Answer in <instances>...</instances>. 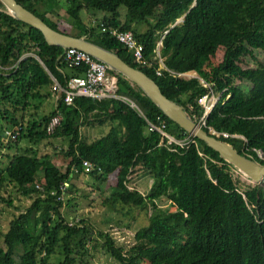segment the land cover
Here are the masks:
<instances>
[{
	"label": "trees",
	"instance_id": "trees-1",
	"mask_svg": "<svg viewBox=\"0 0 264 264\" xmlns=\"http://www.w3.org/2000/svg\"><path fill=\"white\" fill-rule=\"evenodd\" d=\"M17 1L51 27L85 35L141 68L197 120L203 111L197 97L207 91L199 78L174 76L166 70L155 74L156 61L152 66L136 62L108 27L131 30L149 60H155L161 39L160 54L168 67L195 70L214 82L213 90L220 96L207 123L243 134L249 149L242 137L219 138L264 164L253 149L260 148L264 155V59L260 57L264 0ZM5 9L0 1V157L5 159L0 163V198L12 203L15 189L30 202L12 212L6 229L0 227V264H89L98 246L120 264H264V186L242 188L239 176L232 174L234 165L202 139L193 136L194 141L183 144L169 141L157 129H147V120L134 107L114 97L77 95L68 104L60 95L43 114L27 113L51 94V75L63 84L70 76L82 74L85 65L68 66L61 56L62 46L47 43L38 28ZM219 49L222 58L213 61ZM25 52L31 53L21 57ZM109 70L118 76V92L133 99L147 119L163 123L176 138L188 135L138 85ZM57 111L61 120L48 133L46 123ZM106 122L109 128L96 138L88 140L81 134L82 125ZM52 136L69 137L67 147L61 149L68 158L63 169L48 151L37 153L39 144L28 143ZM86 158L92 165L89 170L83 164ZM137 166L151 179L145 192L126 184ZM118 167L116 188L100 201L104 212L111 214L106 220H113L116 212L130 214L135 207L145 211L151 207L147 222L134 231L128 247L94 226L90 218L68 217L61 211L65 195L74 187L72 176L87 174L104 180ZM74 198H66V204Z\"/></svg>",
	"mask_w": 264,
	"mask_h": 264
},
{
	"label": "rangeland",
	"instance_id": "rangeland-1",
	"mask_svg": "<svg viewBox=\"0 0 264 264\" xmlns=\"http://www.w3.org/2000/svg\"><path fill=\"white\" fill-rule=\"evenodd\" d=\"M121 17L125 14V7L121 6ZM101 15L102 13H98ZM145 24L140 25V28L143 29ZM261 59H264V52L260 53ZM222 58L221 49L216 51L213 61H219ZM255 64L254 61L250 62V66ZM51 91L49 96H44L42 101L39 103V107L32 106L29 108L27 113L33 112L34 110L37 112L36 114H43L44 112L52 109L57 99L60 97V93L58 89L52 85L48 88ZM109 128L108 124H97L92 130L91 126L82 125L80 127L81 134L86 136L88 140L96 138L101 134H104ZM95 133V134H94ZM69 137H44L39 143L34 144V142L28 141L29 145L32 144L37 147L39 154L40 152H49L51 155L52 161L61 169L68 162V158L61 153V149H65L68 145ZM24 144V142L22 143ZM3 151V147H1ZM87 159V158H86ZM3 157H0V163L4 161ZM88 160V159H87ZM121 169L118 167L113 172L108 173L105 176L104 180H97L95 178L89 177L87 174H75L71 178V185H74L71 193H68L64 197L63 205L61 207V211L64 212L65 215L72 216H85L90 218L92 224L97 228L104 229L105 231H109V233L114 237L115 241L120 244L128 247L133 243L134 231L142 224L147 222L148 214L151 212V207L145 211L138 207H135L130 214L116 212L114 213V221H107L106 219L111 216V214L104 212V206L100 202L103 194H107L109 191H112L116 188L117 182L120 177ZM242 179H240V186L243 188L246 185H254L253 181L248 179L245 174L241 175ZM128 179L126 180V184L129 188H137L138 190L145 192L148 189L149 184L151 182L150 177H148L147 173L142 172V168L137 166L135 171L128 175ZM264 186V182L261 184ZM102 191V192H101ZM13 200L12 203L8 204L5 200L0 198V227L2 229H6L8 219L11 217L12 212L23 210L26 205L30 202L29 197L23 196L22 194H18L15 189H12ZM5 195V194H4ZM71 195L75 196L72 204H66V198ZM158 203L162 204V199L159 198L157 200ZM164 206H167V203H163ZM171 210L174 207H170ZM53 257L55 254L52 255ZM57 256L54 258L56 259ZM89 264H120L119 261L115 260L112 256H110L107 252L103 251V249L98 246L94 250H92V257L90 258Z\"/></svg>",
	"mask_w": 264,
	"mask_h": 264
},
{
	"label": "built area",
	"instance_id": "built-area-1",
	"mask_svg": "<svg viewBox=\"0 0 264 264\" xmlns=\"http://www.w3.org/2000/svg\"><path fill=\"white\" fill-rule=\"evenodd\" d=\"M102 29L107 30V28L103 25H102ZM108 32L111 36L115 37L117 40L122 42L128 50H131L133 58L136 62H139L147 66H152L153 65L152 63L156 61V65L153 66L155 74L161 75L163 73V70H166L168 73L174 76H180V77L192 76V75L188 76L186 72L176 71L165 64L164 56L160 54V49H159L162 43L161 39H159L156 44V48H155L156 54L154 57L155 60L152 59L149 60L143 55V44L138 41V39L134 36L131 30L129 29L123 30L117 27H108ZM61 56L63 61L68 66L85 65V69L82 74L70 76L63 84H60L57 80L54 79L53 85L58 89L65 103L68 104L72 103L74 97L77 95L96 97L99 99L104 97H114L125 101L145 117L142 110L134 102L133 99H131L125 94L118 92L117 90L118 76L114 72H111L109 70V67L104 62L96 59L87 51H84L80 48L73 46H68L65 49H63ZM21 57H23V55ZM193 76L198 77L200 83L202 85H205V87L207 88V91L205 93L197 97L198 103H200L203 107L202 113L196 120L198 124L201 125L202 127H207L208 132L217 137H219V135L223 137L238 136L226 130L216 129L207 123L206 117L209 111L211 110V108L217 102L220 93L216 94L214 92L213 81H206L198 74H195ZM60 120H61V113L59 111L51 115L49 121L46 123L45 126L46 131L48 133L52 132L54 128L59 124ZM146 120L149 129H157L158 131L161 132L162 135H166L169 141H174L178 144L187 143L188 141H194L193 136L191 134H188L186 137L182 139L176 138L165 131L163 123L161 125H158V124H154L152 121H150L147 118ZM7 132L10 133L11 131L8 130ZM239 136L243 138V142H244L243 145L245 146V149L248 150L249 147L246 144V138L242 135ZM253 149L257 157L264 158L263 151L260 148L253 147ZM83 164L85 165L86 170H89L92 166L91 162L87 159L83 160ZM232 174L233 176L235 177L239 176V178L242 179L241 175L244 173L235 167L233 169ZM61 188H62L61 193H64L65 187L62 186ZM61 197H63L62 194Z\"/></svg>",
	"mask_w": 264,
	"mask_h": 264
},
{
	"label": "water",
	"instance_id": "water-1",
	"mask_svg": "<svg viewBox=\"0 0 264 264\" xmlns=\"http://www.w3.org/2000/svg\"><path fill=\"white\" fill-rule=\"evenodd\" d=\"M0 1L12 16L38 28L47 43L60 45L63 49L68 46L80 48L104 62L110 69L123 74L138 85L165 115L186 132L202 139L208 146L217 150L223 159L232 163L254 183L262 184L264 182V164L240 153L230 142L209 133L190 116L182 103L166 96L157 82L141 68L129 64L118 53L88 39L85 35L75 36L51 27L40 16L17 0ZM182 19L183 16L179 17L177 21Z\"/></svg>",
	"mask_w": 264,
	"mask_h": 264
},
{
	"label": "crops",
	"instance_id": "crops-1",
	"mask_svg": "<svg viewBox=\"0 0 264 264\" xmlns=\"http://www.w3.org/2000/svg\"><path fill=\"white\" fill-rule=\"evenodd\" d=\"M6 10V9H5ZM7 11V10H6ZM160 49V48H159ZM29 53H31V52H25V53H23L22 55L23 56H25L26 54H29ZM21 55V56H22ZM184 72H186L187 74H188V76H193V75H195V74H198L195 70H189V71H184ZM191 76V77H192ZM51 77H52V79L54 80L55 78L51 75ZM187 77V76H186ZM245 85H248L247 83H245ZM135 102V101H134ZM136 103V102H135ZM131 106V105H130ZM140 108V107H139ZM135 109V108H134ZM136 110V109H135ZM137 111V110H136ZM138 112V111H137ZM143 112V111H142ZM139 113V112H138ZM140 114V113H139ZM144 114V113H143ZM141 115V114H140ZM143 118H145L143 115H141ZM146 119V118H145ZM109 122H106V123H103V124H108ZM97 124H92V125H87V127L88 126H91V128H92V130H94V128H95V126H96ZM147 129H149V127L147 126ZM229 132V131H228ZM231 133H234V134H236V135H242V136H244L243 134H241V133H237V132H231ZM95 134V133H94ZM240 137V136H239ZM245 137V136H244ZM246 138V137H245ZM243 139V138H242ZM25 144V143H24ZM27 145V144H26Z\"/></svg>",
	"mask_w": 264,
	"mask_h": 264
},
{
	"label": "clouds",
	"instance_id": "clouds-1",
	"mask_svg": "<svg viewBox=\"0 0 264 264\" xmlns=\"http://www.w3.org/2000/svg\"><path fill=\"white\" fill-rule=\"evenodd\" d=\"M110 69V68H109ZM204 128V127H203ZM169 134V133H168ZM189 134V133H188ZM171 135V134H170ZM192 135V134H191ZM193 136V135H192ZM250 157V156H249ZM247 177V176H246ZM66 184V183H65Z\"/></svg>",
	"mask_w": 264,
	"mask_h": 264
}]
</instances>
